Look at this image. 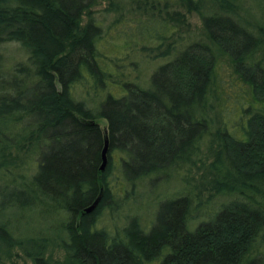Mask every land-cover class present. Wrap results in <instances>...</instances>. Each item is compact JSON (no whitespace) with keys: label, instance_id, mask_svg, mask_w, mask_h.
<instances>
[{"label":"trees","instance_id":"obj_1","mask_svg":"<svg viewBox=\"0 0 264 264\" xmlns=\"http://www.w3.org/2000/svg\"><path fill=\"white\" fill-rule=\"evenodd\" d=\"M95 1L0 0V44L27 54L10 70L0 54V165L35 162L28 182L1 186L0 210L62 215L56 235L25 240L0 222V250L26 241L34 264L50 263L49 243L68 264H264V24L241 16L238 0H130L139 16L129 35L157 41L165 58L144 87L109 70ZM105 1L118 13L121 0ZM192 12L196 40L180 35ZM79 85L108 87L97 109L76 96ZM117 167L131 185L195 168L198 190L160 201L148 230L134 217L110 234L96 221Z\"/></svg>","mask_w":264,"mask_h":264},{"label":"rangeland","instance_id":"obj_2","mask_svg":"<svg viewBox=\"0 0 264 264\" xmlns=\"http://www.w3.org/2000/svg\"><path fill=\"white\" fill-rule=\"evenodd\" d=\"M118 2L120 3V0ZM131 4L130 0H121L123 8L120 6L118 13L114 11L106 12L104 9L108 7L107 1L96 0L95 4L90 7L89 14L94 16L95 22L101 26L102 39L100 44L101 47L103 46L102 50L108 56L106 60L116 64H111L109 70L113 72L117 66L124 71V77L136 79L139 85L148 87L151 74L165 58L156 57L157 51L151 48L157 44V41L151 42V39L146 37L141 38V36L136 35L134 38V36L129 35L133 31V26L139 16ZM238 4L240 5L238 12L241 16L261 25L264 24V0H238ZM171 8L174 7H170L169 12L172 11ZM149 13L147 15H150ZM118 14H121V17L115 20ZM87 18V16H84L83 23L87 21ZM184 19L187 24L184 32L180 33V35L185 39L189 38V40L199 39L202 36L201 34H203L200 17L195 12H192L187 13ZM175 35L178 36V33ZM0 54L3 67L6 70H10L16 64L24 63L27 59V54L17 42L1 43ZM112 59L115 60L112 62ZM222 66L227 69L225 63H222ZM92 87L79 85L74 89L77 90L75 94L78 98L86 100L92 108L96 109L100 106L103 94L108 90V87L110 91L117 93V87L113 84L100 91L101 93L92 90ZM87 89L90 91L86 93ZM230 91V94H232V90ZM231 101L232 99H229L226 102L225 113L231 105ZM228 115L230 114L228 113ZM100 123L105 127L106 122L104 119H101ZM30 156L32 155L27 154L26 163L21 164L18 168L7 162L1 164L6 166L0 170V188L3 184H7L8 188L10 185L19 187L30 180V175L35 168L34 159ZM117 156L118 154L115 157ZM195 171V168L188 169V167H184L177 173L170 170L169 176L151 177L131 185L122 176L119 167L115 168L108 177L114 191L112 200L108 202L111 205L109 207L107 204L108 206L100 211L96 227L107 230L110 234H119L129 220L136 217L140 226L148 230L154 220V213L160 201L183 194L187 187L197 192L198 188H196L195 184L198 182V176L195 175ZM191 176L195 178L192 181L190 180ZM17 184L19 185L16 186ZM199 189L202 191L199 197L204 199L209 191L205 186ZM216 201L221 202L222 199L217 198ZM61 217L62 215L59 212L51 209L47 211L35 209L15 211L12 207H9L0 210V222H3L10 229L16 240H25L35 236L50 237L51 234L56 235ZM24 243V245H14L11 248L3 246L4 248L0 250V264H34L32 256L25 251L26 248L31 252L30 244L26 243V241ZM49 244L50 246L48 245L44 248L47 254L45 253L41 256L50 258L49 264H68L65 262V254L60 247L53 245V243Z\"/></svg>","mask_w":264,"mask_h":264},{"label":"water","instance_id":"obj_3","mask_svg":"<svg viewBox=\"0 0 264 264\" xmlns=\"http://www.w3.org/2000/svg\"><path fill=\"white\" fill-rule=\"evenodd\" d=\"M102 163H101V166H100V169L103 170L106 166V163H107V157H106V153H107V142L105 141L104 143V147L102 149ZM96 202H94L92 205H90L89 207H87L85 209L86 212H89L95 205Z\"/></svg>","mask_w":264,"mask_h":264}]
</instances>
